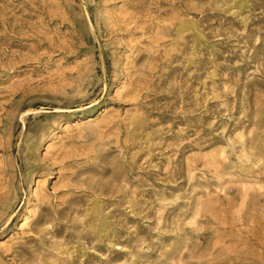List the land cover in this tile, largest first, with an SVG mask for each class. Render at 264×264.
I'll list each match as a JSON object with an SVG mask.
<instances>
[{"label": "rangeland", "instance_id": "obj_1", "mask_svg": "<svg viewBox=\"0 0 264 264\" xmlns=\"http://www.w3.org/2000/svg\"><path fill=\"white\" fill-rule=\"evenodd\" d=\"M0 264H264V0H0Z\"/></svg>", "mask_w": 264, "mask_h": 264}, {"label": "bare ground", "instance_id": "obj_2", "mask_svg": "<svg viewBox=\"0 0 264 264\" xmlns=\"http://www.w3.org/2000/svg\"><path fill=\"white\" fill-rule=\"evenodd\" d=\"M92 120V118H89L87 121H91Z\"/></svg>", "mask_w": 264, "mask_h": 264}]
</instances>
